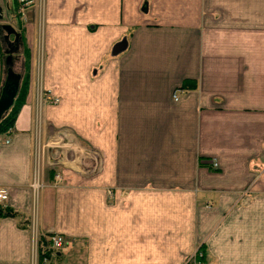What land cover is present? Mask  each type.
I'll use <instances>...</instances> for the list:
<instances>
[{
    "label": "crops",
    "instance_id": "1",
    "mask_svg": "<svg viewBox=\"0 0 264 264\" xmlns=\"http://www.w3.org/2000/svg\"><path fill=\"white\" fill-rule=\"evenodd\" d=\"M43 12L18 22L31 77L0 134V187L29 225L0 216V264H32L50 233L70 242L68 264L81 250L79 264H196L201 248L198 264H264V0H44Z\"/></svg>",
    "mask_w": 264,
    "mask_h": 264
},
{
    "label": "built area",
    "instance_id": "2",
    "mask_svg": "<svg viewBox=\"0 0 264 264\" xmlns=\"http://www.w3.org/2000/svg\"><path fill=\"white\" fill-rule=\"evenodd\" d=\"M16 7L15 10L17 12V15L19 16L20 20L21 18L27 17V13L34 14V21L37 23H41L43 18V8H44V0H15ZM15 18V15H14ZM16 19V18H15ZM38 92L36 96L38 97V100L41 102L43 97L45 96L44 88L40 87L36 90ZM177 93L173 92V97L177 98ZM46 98V96H45ZM47 99V98H46ZM56 98H51L50 101H55ZM37 118V124H38ZM8 130H11V127L8 128ZM8 133V132H7ZM3 143L7 144L10 142L9 137L2 139ZM45 148V144H42L40 142V136L35 135V138L33 140V148L31 153V160L33 162V167L31 168V179L29 182V187L31 190V197H32V206L33 211L36 215V209L38 206L39 198L41 195V192L43 188L46 185L45 179H44V157H43V150ZM42 160V164L40 162ZM52 161L47 158V165H51ZM215 166V163H213ZM60 176L59 174L54 175V181L55 183L58 182ZM8 189L6 187H0V203H4L8 199ZM43 237L48 241L49 249L52 250V252H66L69 248L70 242L66 239V237L59 233H50V234H43ZM32 264H49L47 259H43L42 261L38 258V240L35 241V248L33 253V263Z\"/></svg>",
    "mask_w": 264,
    "mask_h": 264
},
{
    "label": "rangeland",
    "instance_id": "3",
    "mask_svg": "<svg viewBox=\"0 0 264 264\" xmlns=\"http://www.w3.org/2000/svg\"><path fill=\"white\" fill-rule=\"evenodd\" d=\"M0 4L2 6V9H3V17H2V20L0 22H4V23H9V24H12L17 30H19L20 28H18V22L22 21L23 24H25L26 21L30 20V17H29V12L27 13V17L26 19L25 18H19V16L17 15V12L15 10V7H16V3H15V0H0ZM14 15H15V18H14ZM35 19V17H34ZM21 29L22 30H19L21 32V35L23 36L22 37V43H23V48L21 49V53L18 55V60H16V65H15V68L18 69V71H21V82L24 81L26 82L27 80V86H26V92L28 90V87H29V83H30V77H31V68H30V59H29V50L30 48L27 46V42H26V37H25V33H24V30L21 26ZM27 40L29 41V36H27ZM36 44V43H35ZM38 45V44H36ZM0 46H1V51L3 52L4 51V43H3V40L1 38V34H0ZM40 48V45L38 47V51H40L41 49ZM36 51H37V48H36ZM4 63V61H3ZM5 69V67H4ZM27 76V78H26ZM38 78V76H37ZM25 84V83H24ZM23 84V86H24ZM21 86V84H20ZM23 91H24V87H22ZM38 92L35 91L34 94H37ZM26 94V93H25ZM25 96V95H24ZM36 96L34 95V98ZM16 100V99H15ZM40 104L41 102L38 100V97H37V111H36V114H37V118L38 119V130H37V135L40 136V142L42 143V139H41V132H40V128H41V114L39 112V107H40ZM41 164H42V160H40ZM44 162V165H46V161H45V158L43 160ZM33 162L31 160V168L33 167ZM30 188V187H29ZM71 248V245H69V248ZM64 255L67 256L66 253H64ZM75 257H77V261H75V263L77 262L78 264L83 260V257H84V250H81L80 253H78L77 255H75ZM71 260V258H70ZM57 263V262H55ZM70 263V261L68 260H62L61 262H59V264H68Z\"/></svg>",
    "mask_w": 264,
    "mask_h": 264
},
{
    "label": "trees",
    "instance_id": "4",
    "mask_svg": "<svg viewBox=\"0 0 264 264\" xmlns=\"http://www.w3.org/2000/svg\"><path fill=\"white\" fill-rule=\"evenodd\" d=\"M186 83L187 82H184L183 86H185ZM26 86H27V80L26 82L22 81L19 93L16 97L14 104L4 113V115L0 119V134L7 131L9 127L13 126L17 112L24 100V95L26 93ZM22 87H24V91L22 90L23 89ZM0 216L19 218L20 219L19 226L28 227L29 225L28 221L21 220L20 213L14 211L9 207H6L5 205H3V203H0ZM37 240H38V258L40 261H42L43 259H47L49 264H56L55 261L62 260L63 253H60L59 255L56 254L57 252L53 253L52 250L49 249L48 241L45 239V237L39 236ZM205 258H206L205 251L203 248H201L197 252L195 263L196 264H198L199 262L203 263Z\"/></svg>",
    "mask_w": 264,
    "mask_h": 264
},
{
    "label": "water",
    "instance_id": "5",
    "mask_svg": "<svg viewBox=\"0 0 264 264\" xmlns=\"http://www.w3.org/2000/svg\"><path fill=\"white\" fill-rule=\"evenodd\" d=\"M3 17V9L0 4V21ZM0 28L5 32V36L8 37L9 35H14L15 38L20 36V32L9 23L0 22ZM125 41L116 44L114 48V52L122 49L125 46ZM12 58L13 56L5 50L4 55V76L0 86V119L4 115V113L14 104L15 99L20 90L21 84V72L16 71L12 65ZM57 255L60 253L57 252Z\"/></svg>",
    "mask_w": 264,
    "mask_h": 264
},
{
    "label": "flooded vegetation",
    "instance_id": "6",
    "mask_svg": "<svg viewBox=\"0 0 264 264\" xmlns=\"http://www.w3.org/2000/svg\"><path fill=\"white\" fill-rule=\"evenodd\" d=\"M0 34H1V38L4 43V51L6 50L13 56L12 58L13 68L16 71H18V69L15 68V65H16V60H18V55L21 53V49L23 48L22 47L23 46V43H22L23 36L21 35V32H20V36H18L17 38H15L14 35L12 34L6 37L5 32L1 28H0Z\"/></svg>",
    "mask_w": 264,
    "mask_h": 264
}]
</instances>
